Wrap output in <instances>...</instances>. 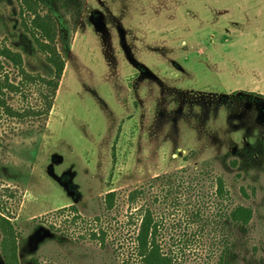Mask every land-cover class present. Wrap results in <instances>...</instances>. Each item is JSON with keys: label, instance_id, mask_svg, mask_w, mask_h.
<instances>
[{"label": "rangeland", "instance_id": "rangeland-1", "mask_svg": "<svg viewBox=\"0 0 264 264\" xmlns=\"http://www.w3.org/2000/svg\"><path fill=\"white\" fill-rule=\"evenodd\" d=\"M3 5L0 42L25 47L44 71L13 30L17 3ZM58 24L66 65L47 127L35 154L36 132L16 136L5 158L25 175L13 219L20 264H123L86 223L105 229L108 192L123 194L124 219L129 190L177 172L212 203L222 178L224 200L253 209L233 264H264V0H85L76 28L68 13ZM73 204L76 225L59 213ZM211 240L189 264L219 253Z\"/></svg>", "mask_w": 264, "mask_h": 264}, {"label": "trees", "instance_id": "trees-1", "mask_svg": "<svg viewBox=\"0 0 264 264\" xmlns=\"http://www.w3.org/2000/svg\"><path fill=\"white\" fill-rule=\"evenodd\" d=\"M4 1L0 0L1 23ZM9 1L18 5V12L13 13L18 23L12 25L13 30L20 27L18 38L29 39V56L39 57L44 69L41 71L26 62L25 47L15 42H0V250L5 264H20L13 219L21 205L25 175L6 163L5 158L16 136L36 132L38 140L32 146L35 154L66 65L58 21L68 13L76 28L85 0ZM25 125L29 130H23ZM3 176L13 186L3 185ZM180 176L178 172L157 175L129 190L125 202L130 210L124 219L119 218L124 215L120 209L123 194L117 190L108 192L100 200L106 227L95 229L87 222L90 239L100 240L103 245L107 240L110 245L117 244L116 252L123 256V264H189L193 246L209 238L220 242V250L218 254L210 251L213 255L208 254L204 264H233L247 242L253 209L226 202L222 178L217 179L215 191L219 199L212 203L209 199L213 194L202 192L193 181L187 182ZM79 210L73 204L61 208L59 213L68 212L66 217L71 219L66 222L76 225L82 222ZM101 219L98 216L93 221L101 222ZM175 229L176 233L171 232Z\"/></svg>", "mask_w": 264, "mask_h": 264}]
</instances>
